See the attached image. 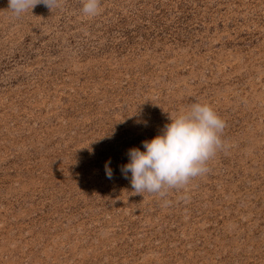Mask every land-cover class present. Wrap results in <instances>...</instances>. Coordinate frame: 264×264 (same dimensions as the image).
Instances as JSON below:
<instances>
[{
    "label": "rangeland",
    "instance_id": "1",
    "mask_svg": "<svg viewBox=\"0 0 264 264\" xmlns=\"http://www.w3.org/2000/svg\"><path fill=\"white\" fill-rule=\"evenodd\" d=\"M100 5L0 0V264H264V0ZM196 102L208 171L136 193L128 150Z\"/></svg>",
    "mask_w": 264,
    "mask_h": 264
},
{
    "label": "clouds",
    "instance_id": "2",
    "mask_svg": "<svg viewBox=\"0 0 264 264\" xmlns=\"http://www.w3.org/2000/svg\"><path fill=\"white\" fill-rule=\"evenodd\" d=\"M50 10L60 0H9V9L19 16L37 4ZM83 15L95 17L100 11V0H81ZM161 134L142 142L140 148L128 150L129 162L121 171L131 173V186L136 193L166 195L169 189H180L193 178L208 171L207 162L224 146L221 139L225 121L207 103L196 102L174 117L169 116ZM105 165L110 179L111 168Z\"/></svg>",
    "mask_w": 264,
    "mask_h": 264
}]
</instances>
